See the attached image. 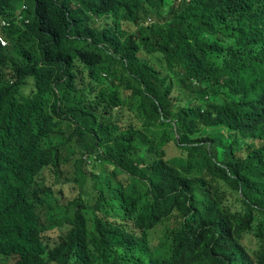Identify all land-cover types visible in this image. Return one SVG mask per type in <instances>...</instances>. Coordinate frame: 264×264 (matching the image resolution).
I'll return each mask as SVG.
<instances>
[{
    "label": "clouds",
    "instance_id": "obj_1",
    "mask_svg": "<svg viewBox=\"0 0 264 264\" xmlns=\"http://www.w3.org/2000/svg\"><path fill=\"white\" fill-rule=\"evenodd\" d=\"M47 1L10 0L0 10L11 14L0 18L1 47L9 45L2 29L12 23L31 27L33 35L51 42L48 37H60L39 15ZM83 1L53 0L51 16L69 39ZM217 2L221 15L238 19V34L247 44L233 59L226 55L224 66L229 59L233 60L229 65H247L251 69L248 79L264 87V35L247 31L264 28V0ZM193 4L201 7L199 0ZM153 11L155 16L148 17L142 27L126 29L133 31L130 39L118 31H101L96 38H88L94 42L91 49L96 55L104 51L126 63L132 42H137L142 47L141 66L149 63L159 69V81L150 80L153 104L162 114L158 126L151 129L152 140L168 134L165 116L174 120L173 137L163 146L164 152L151 141L148 150L137 154L129 146L127 132H138L140 127L128 121L117 124L118 120L93 123L91 136L96 141L85 145L75 132L78 119L92 110L90 90L88 100L85 95L81 101L61 98L57 102L50 97L51 113L42 112L36 100L35 110L47 121L43 136L50 137L54 147L39 166L0 161V264H264V232L261 221L252 215L259 204L251 197V193L264 194V151L254 153L252 148L260 146L259 140L251 138L257 130L247 120L231 128L218 110L247 118L245 109L225 101L214 103L208 94L170 100L178 104L160 107L158 88L189 81L193 76L188 64L194 66L195 57L205 59L211 53L187 45L173 59V51L164 43L168 35L176 34L172 14L169 9ZM143 30H156L159 37L146 46ZM157 60L164 62L163 67L155 66ZM199 67L200 73L218 70L210 72L205 63ZM128 75V79L135 77L130 70ZM114 76L112 81L121 92L132 91L130 80L124 87L126 81L114 80ZM194 78L206 79L200 74ZM230 79L231 83L238 80ZM140 82L148 89L143 79ZM32 87V82L27 85L19 103L35 98ZM259 96L264 101V88ZM185 105L194 114L178 128L180 108ZM199 161L216 162L223 170L220 177L213 174L212 183L203 180Z\"/></svg>",
    "mask_w": 264,
    "mask_h": 264
},
{
    "label": "trees",
    "instance_id": "obj_2",
    "mask_svg": "<svg viewBox=\"0 0 264 264\" xmlns=\"http://www.w3.org/2000/svg\"><path fill=\"white\" fill-rule=\"evenodd\" d=\"M9 1L0 0V10ZM193 2L194 0H84L83 8L76 14L77 23L73 36L69 39L65 37L66 32L61 23L51 16L55 6L53 0H48L39 15L60 34V37H48L53 42L33 35L35 33L30 31L31 27L21 28L12 23L10 27L2 29L9 45L6 48L0 45V161L23 162L26 167L39 166L52 151L54 142L50 137L43 136L47 121L45 116L35 110V101L38 100L37 106L42 112L51 113L53 107L50 97L57 102L61 98L81 101L85 95L88 100L89 90L92 110L84 112V116L78 119L75 132L85 145H93L96 141L91 136L93 123L105 125L118 120L117 124L128 121L140 127L138 132H127L129 146L137 154L148 150L151 141L156 149L164 152L163 146L173 137L174 120L168 121L165 116L164 125L168 134H159L152 140L154 134L151 129L158 126L161 121L159 116L162 114H159V106L155 107L153 104L154 87L150 86V82L159 81V69L149 63L141 66L138 54L142 47L137 42H132L129 63H126L117 61L104 51L96 55L91 49L94 42L88 38H96L101 31H118L130 39L133 31L126 29L142 27L148 17L155 16L153 10L157 8L169 9L173 17L171 22L176 34L168 35L167 42H164L173 51V59L187 45L211 53L205 59L195 57L194 66L188 64L193 76L189 81H178L171 88L163 85L158 88L160 94L157 102L160 107L164 108V103L178 104L170 100L179 101L194 95L208 94L214 103L225 101L232 107L243 108L250 118H238L222 110L218 111L233 129L247 120L257 130L256 136L251 138L260 141L258 148L252 146L254 153L264 151V101L259 96L264 87L258 80L248 79L251 69L247 65H229L233 61L229 59L224 66L226 55L231 54L233 59L247 47L238 34V19L221 15L222 12L217 11V0H199L201 7L195 6ZM10 15L9 12L0 11V18ZM99 20L103 21L101 26L98 25ZM36 21L37 17L33 23ZM247 31L264 35V28ZM141 35L148 40L142 42L146 46H150L151 41L159 37L156 30L151 33L143 30ZM172 61H168V64L172 65ZM201 63H205L210 72L214 68L218 70L200 73ZM163 65L164 62L160 60L155 62V66ZM129 70L134 78L128 79ZM199 74L206 79L194 78ZM113 76L114 80L116 77L126 81L124 87L130 85V80L132 91L121 92L112 81ZM230 78L238 80L232 82L233 85ZM141 79L146 82L148 89L142 88ZM31 82V94L35 98L19 103L20 96ZM15 95L18 97L15 98ZM75 103L77 102H71L70 105ZM180 111L182 124H176L178 128L185 126L194 114L190 105H185ZM214 149L216 153H221L216 142ZM70 151L73 150L70 148ZM222 171L216 162L199 161V174L203 180L212 183V175L220 177ZM245 192L249 193L246 187ZM251 197L259 204L253 209L252 215L261 221L264 232V194L251 193Z\"/></svg>",
    "mask_w": 264,
    "mask_h": 264
}]
</instances>
